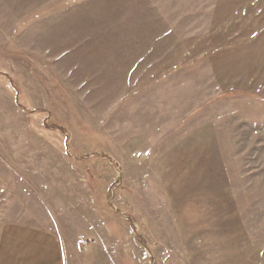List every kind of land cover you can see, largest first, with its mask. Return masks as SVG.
Here are the masks:
<instances>
[{
	"label": "rangeland",
	"instance_id": "1",
	"mask_svg": "<svg viewBox=\"0 0 264 264\" xmlns=\"http://www.w3.org/2000/svg\"><path fill=\"white\" fill-rule=\"evenodd\" d=\"M9 225L66 264H264V0H0Z\"/></svg>",
	"mask_w": 264,
	"mask_h": 264
},
{
	"label": "crops",
	"instance_id": "2",
	"mask_svg": "<svg viewBox=\"0 0 264 264\" xmlns=\"http://www.w3.org/2000/svg\"><path fill=\"white\" fill-rule=\"evenodd\" d=\"M0 264H66L57 233L29 225H9L1 237Z\"/></svg>",
	"mask_w": 264,
	"mask_h": 264
},
{
	"label": "built area",
	"instance_id": "3",
	"mask_svg": "<svg viewBox=\"0 0 264 264\" xmlns=\"http://www.w3.org/2000/svg\"><path fill=\"white\" fill-rule=\"evenodd\" d=\"M84 247H85V249H87V243H84Z\"/></svg>",
	"mask_w": 264,
	"mask_h": 264
}]
</instances>
